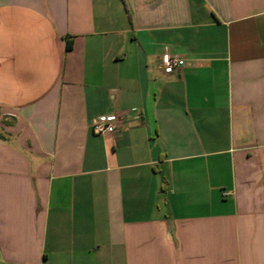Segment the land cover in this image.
I'll return each mask as SVG.
<instances>
[{"label": "crops", "instance_id": "0c3cea01", "mask_svg": "<svg viewBox=\"0 0 264 264\" xmlns=\"http://www.w3.org/2000/svg\"><path fill=\"white\" fill-rule=\"evenodd\" d=\"M0 264H264V0H0Z\"/></svg>", "mask_w": 264, "mask_h": 264}, {"label": "built area", "instance_id": "2783aa9c", "mask_svg": "<svg viewBox=\"0 0 264 264\" xmlns=\"http://www.w3.org/2000/svg\"><path fill=\"white\" fill-rule=\"evenodd\" d=\"M184 65L185 61L177 55L164 54L162 56L161 68L166 75L179 73ZM91 129L92 133L97 136H105L115 132V126L111 124L108 118L94 120Z\"/></svg>", "mask_w": 264, "mask_h": 264}, {"label": "trees", "instance_id": "16d2710c", "mask_svg": "<svg viewBox=\"0 0 264 264\" xmlns=\"http://www.w3.org/2000/svg\"><path fill=\"white\" fill-rule=\"evenodd\" d=\"M72 49V41L69 40L68 43H67V50H70Z\"/></svg>", "mask_w": 264, "mask_h": 264}]
</instances>
